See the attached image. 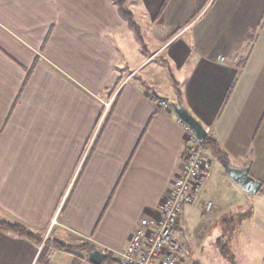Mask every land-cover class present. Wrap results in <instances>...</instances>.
Returning <instances> with one entry per match:
<instances>
[{
	"label": "crops",
	"instance_id": "crops-1",
	"mask_svg": "<svg viewBox=\"0 0 264 264\" xmlns=\"http://www.w3.org/2000/svg\"><path fill=\"white\" fill-rule=\"evenodd\" d=\"M126 7L143 48L111 0H0V219L75 247L0 230V264H93L90 249L126 246L182 165L185 129L159 99L181 103L264 186V0ZM212 158L201 195L224 208L204 232L216 240L250 194Z\"/></svg>",
	"mask_w": 264,
	"mask_h": 264
},
{
	"label": "built area",
	"instance_id": "built-area-1",
	"mask_svg": "<svg viewBox=\"0 0 264 264\" xmlns=\"http://www.w3.org/2000/svg\"><path fill=\"white\" fill-rule=\"evenodd\" d=\"M110 103H105L106 108ZM157 106L175 114L172 106L163 99L157 100ZM177 118L186 132L181 168L156 213L140 220L120 252L106 254L117 264H181L190 255L181 216L185 206L196 199L202 180L209 174L212 164L205 158L202 144L192 128ZM100 264L107 263L104 260Z\"/></svg>",
	"mask_w": 264,
	"mask_h": 264
},
{
	"label": "rangeland",
	"instance_id": "rangeland-1",
	"mask_svg": "<svg viewBox=\"0 0 264 264\" xmlns=\"http://www.w3.org/2000/svg\"><path fill=\"white\" fill-rule=\"evenodd\" d=\"M128 78L129 75L124 79V82ZM112 97L100 99L104 108H106L105 103L112 102ZM106 109L101 113L99 124L106 118ZM203 151L205 158L211 161L212 167L206 178L202 180L196 199L185 206V208L193 206L191 208L193 210L199 201L198 199H200V202L203 201L201 202L202 209H200L203 212L202 215L200 214L203 218L200 220L201 227L196 225V208L188 218L186 217L188 210H185L181 216L186 241L191 250L188 258L181 264H264V189H260L256 194L247 195V201L243 203L238 211L244 216L231 226L224 224L223 233L218 239L214 240L213 238L211 239L210 235H205L204 232L207 230V225L218 218V213L222 211L223 206L217 198L203 199L201 195L205 184L211 177L214 166H220L218 162L212 161V155L204 148ZM226 180V178L225 180L220 179L219 185L222 187L223 192L226 190L230 193L231 187L228 180ZM199 212L201 213V211ZM102 252H104L106 258L108 251ZM118 252L114 253L117 254Z\"/></svg>",
	"mask_w": 264,
	"mask_h": 264
},
{
	"label": "trees",
	"instance_id": "trees-1",
	"mask_svg": "<svg viewBox=\"0 0 264 264\" xmlns=\"http://www.w3.org/2000/svg\"><path fill=\"white\" fill-rule=\"evenodd\" d=\"M113 4L116 6L120 16L125 20L127 26L133 31L135 37L141 44L143 48V42L141 39V32L139 27L136 25L132 13L126 7V0H111ZM177 97L180 98V93L178 88L176 87ZM179 102V100H178ZM202 147L212 155L217 160L225 159V152L220 148L219 144L213 138L206 136ZM263 185L261 189H263ZM0 230L14 234L16 236L26 238L27 240L34 242L35 244H42L44 246H52L59 251L70 252L75 247L72 245L64 244L57 240H49L48 238L43 240L42 236L37 233L32 232L29 228L23 225L20 222H10L0 219ZM49 242V243H48ZM88 247V246H86ZM105 262L107 264H117L114 260L111 259L110 256H106Z\"/></svg>",
	"mask_w": 264,
	"mask_h": 264
},
{
	"label": "water",
	"instance_id": "water-1",
	"mask_svg": "<svg viewBox=\"0 0 264 264\" xmlns=\"http://www.w3.org/2000/svg\"><path fill=\"white\" fill-rule=\"evenodd\" d=\"M176 115L186 122L194 131V134L200 144H203L207 136L203 125L190 114V112L181 103H171ZM225 173L247 194H256L261 189V182L249 174V167H236L229 164L226 159L220 160ZM105 258L104 252L98 249H90L88 259L93 264H100Z\"/></svg>",
	"mask_w": 264,
	"mask_h": 264
}]
</instances>
